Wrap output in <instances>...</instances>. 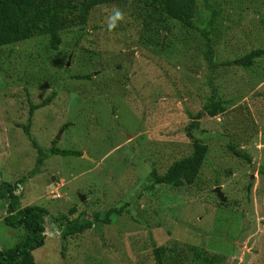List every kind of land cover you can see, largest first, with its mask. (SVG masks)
<instances>
[{"label": "rangeland", "instance_id": "374dc122", "mask_svg": "<svg viewBox=\"0 0 264 264\" xmlns=\"http://www.w3.org/2000/svg\"><path fill=\"white\" fill-rule=\"evenodd\" d=\"M219 3L224 23L216 62L264 49V0ZM113 9L124 18L110 30ZM126 10L111 4L92 11L88 35L77 29L73 33L80 50L76 56L45 52L47 38L0 50V80L7 83L0 90V182L18 184L31 172L39 173L16 191L22 195V209L42 206L48 211L47 240L33 252L36 262L155 264V243L168 249L181 245L177 252L204 247L223 256L222 264H264V59L249 68L225 67L227 75L219 67L217 77H226L215 87L234 104L224 116L194 121L212 92L202 39L187 36L184 50L163 32L160 46L140 47L139 25ZM66 41L73 44L72 34ZM86 75L91 80L74 78ZM68 84H84L101 98L73 101ZM53 91V103L34 115L32 136L46 150L58 139V147L81 151L90 159L51 156L40 168L38 150L20 125L27 124L30 102L40 103ZM191 136L210 147L192 185L150 191L138 182L136 158L149 164L143 173L153 168L164 173L192 153ZM218 186L224 187L227 201L219 199ZM104 187V197L95 201ZM124 203L123 213L109 216L110 222L96 221ZM7 205L0 198V249L14 247L25 234L3 225ZM64 215L93 225L64 239Z\"/></svg>", "mask_w": 264, "mask_h": 264}, {"label": "trees", "instance_id": "16d2710c", "mask_svg": "<svg viewBox=\"0 0 264 264\" xmlns=\"http://www.w3.org/2000/svg\"><path fill=\"white\" fill-rule=\"evenodd\" d=\"M111 4L128 9L126 14L129 10L131 11V17L139 25L138 44L140 47L160 46L163 32L169 38L174 37L172 42L177 43L184 50L189 45L185 42L188 39L187 36L202 39L200 42L203 46L204 57L210 67L207 83L212 88V92L209 96V102L203 107V111L193 117L194 121L206 115L211 117L224 116L234 104L233 101L218 93L217 90L219 89L215 87L216 81L226 77L220 75L217 77L216 70L219 67L249 68L253 67L256 59H264V49L260 48L244 54L239 59L228 60L224 64L216 62L215 49L222 36L223 31L221 28L224 23V14L219 0H0V50L15 43H27L30 40L33 42L37 39L47 38L49 49H45V52L51 51L60 55L73 54L76 56L80 50L73 34L74 31L77 29L81 36L88 35L87 27L92 11ZM226 20L228 21L227 18ZM95 30L99 32L101 29L95 28ZM68 34H72L73 44H68L66 41ZM81 50L83 49L81 48ZM33 64L37 65L34 61ZM227 70L228 68L223 69L221 74L227 75ZM91 77V75H86L74 78L89 81ZM83 85L68 84L67 90L74 91L73 95L76 96L73 101L84 96L88 100L101 98ZM6 86L7 83L0 80V90H4ZM73 86L74 89H71ZM109 89L107 87V90ZM128 92L126 89V95ZM159 94L161 95L162 92ZM56 95L57 91H53L48 98L40 103L31 101L27 124L20 125L25 135L30 139L32 146L38 150L37 167L40 168L45 166L46 160H49L51 156L62 157V159L84 156L81 151L58 147V139L53 141L51 149L46 150L32 136L31 131L35 113L39 109L51 105ZM191 138H193L192 153L172 163L164 173H160L156 168H153L147 174L143 173L142 171L149 164L143 161L139 163L140 157L136 158L134 176H137L138 182L142 185L145 184L150 191H154L156 187H158L156 190L159 191L162 187H173L174 190L192 185L207 159L210 147L209 144L203 143L200 139L193 136ZM114 143H117V141ZM231 149L234 150L237 156L242 157L235 146H231ZM101 154H104V152ZM101 154L96 157L99 158ZM246 158L250 160L248 155ZM261 172L264 174V168L261 169ZM37 173L36 171L31 172L29 176L19 179L18 184L0 182V198L6 199L8 204L5 210L6 216L3 218V225L9 229L25 231V234L20 237L21 239L14 247L0 249V264H39L36 262L33 252L46 244L45 217L48 216V211L42 206H29L22 209V195L16 193L20 185H23L27 179H32L35 174L37 176L39 174ZM144 179L145 182H151V185L148 186ZM134 186L138 189L137 182ZM134 186L130 188L131 191ZM105 188L99 192V196L95 201L104 197ZM111 191L116 190L111 189ZM93 194L94 192L91 191L90 195L94 200ZM124 205L126 207L128 204H122L121 209L113 208L109 210L104 218L96 216V221L100 223L101 221L110 222L109 216L123 213ZM74 212L73 209L71 214ZM60 219L67 220V223L60 225L61 228L66 226L62 229L64 239L89 230L93 225L92 221L82 220V218L70 221L66 215L61 216ZM178 247H181V245H175V247L168 249L167 246L158 247L154 243L155 264H173L176 260L181 264L190 262L194 264H222L224 261L223 256L220 257L215 252L210 254L204 247L192 246L187 251L181 249L177 252L175 248ZM190 256L192 260L189 262L188 258Z\"/></svg>", "mask_w": 264, "mask_h": 264}, {"label": "clouds", "instance_id": "9594fccd", "mask_svg": "<svg viewBox=\"0 0 264 264\" xmlns=\"http://www.w3.org/2000/svg\"><path fill=\"white\" fill-rule=\"evenodd\" d=\"M123 18H124V14H123V12L121 10H119V9H113L112 10V13L108 17V27H109V29L111 30V29L115 28L116 27V24H117V21L122 20ZM219 187H221L222 189L224 188L223 186H218L217 188H219ZM82 196H84V195H80V200H81V197Z\"/></svg>", "mask_w": 264, "mask_h": 264}, {"label": "water", "instance_id": "95a60500", "mask_svg": "<svg viewBox=\"0 0 264 264\" xmlns=\"http://www.w3.org/2000/svg\"><path fill=\"white\" fill-rule=\"evenodd\" d=\"M163 35H164V34H163ZM84 157L90 159L89 157H87V155L85 156V154H84ZM221 189H222V188L219 187V188H217L215 191L217 192V195H218V197L220 198L221 201H223V202H224V201H227L226 198H225V196H224V193L222 192ZM84 199H85V196H82V197H81V200H84Z\"/></svg>", "mask_w": 264, "mask_h": 264}, {"label": "bare ground", "instance_id": "6f19581e", "mask_svg": "<svg viewBox=\"0 0 264 264\" xmlns=\"http://www.w3.org/2000/svg\"><path fill=\"white\" fill-rule=\"evenodd\" d=\"M88 157V156H87Z\"/></svg>", "mask_w": 264, "mask_h": 264}]
</instances>
